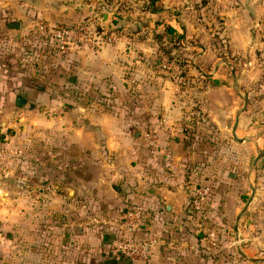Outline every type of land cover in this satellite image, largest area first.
<instances>
[{
    "label": "crops",
    "instance_id": "0c3cea01",
    "mask_svg": "<svg viewBox=\"0 0 264 264\" xmlns=\"http://www.w3.org/2000/svg\"><path fill=\"white\" fill-rule=\"evenodd\" d=\"M232 1L236 4L230 11L234 15L229 21L234 26L230 45L236 50L245 49L250 15L264 12V4L259 7L257 0ZM61 10L64 9L59 7V0H0V22L17 37L29 32L32 23L38 20L51 23L70 21V13L64 14ZM13 21L19 22V28L7 27V23ZM104 22L109 25L110 19ZM2 24L0 30L1 26L5 28ZM171 26L176 29L173 24ZM81 48L86 47L75 48L68 53L77 76L68 81H77L80 86L78 95L89 97V102L71 108L62 103L59 114L47 118L44 114L59 109L57 104L54 100H47L50 93L44 90L34 93L30 88L31 103L35 97L43 102L36 107H42V114L39 109L30 110L34 115L32 121L27 110L23 117V131H27V135L23 132L22 138L10 137L11 141L7 142L5 137L4 141L7 148L14 142L30 146L38 131L48 138L54 136L61 166L59 189L66 190L71 197L67 201V196H59V210L69 216L63 226L75 225L78 233L81 229L82 236H95V227L90 225L98 222L106 225L109 232L102 236V242L105 243L104 252H107L111 240L118 234L119 217L129 207L137 206L145 214L142 226L147 219L148 223H156L157 229L161 228L158 232H162L164 238H169L175 246H193L194 239L202 244L207 238L205 230L215 223L223 233V240L233 234L235 240L238 238L244 242L242 249L245 254H263L264 177L257 175L261 161L255 162V158L257 152L264 148V139L258 132L261 126L254 120L255 111L250 104L246 109H240L241 96L235 90L227 93L223 89L207 88L203 92L204 110L213 115L223 138L220 143L224 144V138L227 139V149L221 147L225 153L218 151L213 164L207 152H197L193 148L184 132L181 121L183 106L177 103L176 87L169 81L168 73L138 54L137 48L149 54L152 51L150 45L137 40L128 42L120 34L115 43L103 45L95 51ZM19 85H11L6 98L10 100L12 96L23 111L29 104L26 99L20 101L16 95V86ZM5 86V82H0L1 91H5ZM236 118L234 136L232 128ZM207 123L205 121L204 124ZM204 130L207 132V126ZM203 141L204 148H207V142ZM250 160L254 161L251 165ZM15 166H18L16 162L14 166H7L9 172L0 174L1 189L6 188L1 179L16 173ZM22 167L24 175L32 176L31 166ZM194 181L213 186L205 205L202 227L197 231L187 226L188 218L184 219L186 208L190 213L187 207L189 185ZM8 204L9 214H14L17 209L15 200L9 199ZM82 224L89 225L86 231L80 227ZM184 224L187 228L183 231ZM141 231L140 227L136 233L140 239ZM62 234L67 239L66 233ZM66 244L61 249L60 259L78 264L81 244L73 243L70 247ZM91 245L86 253L87 261L91 258V264H97L94 258L98 253L93 249L94 243ZM160 246L154 247L152 254L157 253ZM106 258L114 259V256H103L100 264ZM115 260V264H125L123 260Z\"/></svg>",
    "mask_w": 264,
    "mask_h": 264
},
{
    "label": "rangeland",
    "instance_id": "374dc122",
    "mask_svg": "<svg viewBox=\"0 0 264 264\" xmlns=\"http://www.w3.org/2000/svg\"><path fill=\"white\" fill-rule=\"evenodd\" d=\"M235 4L232 0H155L153 4H150V0H59V7L64 9L61 10L62 13H70L72 17L70 21L53 23L73 25L89 20L97 27L107 29V32L113 30L118 37L121 34L128 42L137 40L150 45L152 51L149 54L137 48L138 54L168 73L169 81L176 87L177 103L183 106L181 121L184 132L189 136L193 148L197 152H207L211 157L210 162L215 164V155L218 151H223L221 147L227 149V139L224 138V144L220 143L223 138L213 115L204 110L203 92L207 88L223 89L227 93L237 91L241 96L240 109H246L247 104H250L255 111L254 120L261 126L258 132L264 139V12L250 15L246 26L249 37L247 48L236 50L230 45L234 26L229 23L234 17L230 11ZM256 4L262 7L264 0H257ZM108 18L109 25L104 22ZM37 23H32L29 32L17 37L5 25L2 24L5 28L1 26L0 82L6 83L5 91L0 90V135L3 142L5 137L7 142L11 141L10 137H23V117L27 110L29 120L32 121L34 115L30 110L39 109L42 114V107H36L43 102L35 97L36 100L32 98L31 103L30 88L34 93L40 90L50 93L47 100H54V104H57L59 109L44 114L47 118L58 115L62 103L71 108L73 105L89 102V97L78 95L80 86L77 81H68L77 77L72 57L68 53L55 52L47 37H38L33 29ZM172 24L176 26L180 37L174 35L169 40L164 29ZM116 31H120V34ZM101 47L81 49L95 51ZM13 84H20L16 86V95L28 101L29 105L23 111L12 96L10 100L9 97L6 98ZM132 86L136 85L132 83ZM205 121L208 122L206 125ZM205 126L207 132L204 130ZM3 127L4 130L1 129ZM228 127H231L230 123ZM40 132H36L37 136L30 146L22 142L8 145V154L11 156L7 157L4 172H9L7 166H14L15 162L18 166H15L16 173L1 179L6 188L3 190L0 187V264H72L71 261L66 263L60 259L61 249L66 243V246L81 244L78 248V264H91V258L87 261L86 253L94 243L93 249L98 253L94 261L100 264L103 256L112 255L110 250L104 252L105 243L102 242V236L107 235L109 228L98 222L90 225L95 227V236H82L81 229L78 233L75 225L63 226L62 223L69 216L59 210V196H67V201L71 197L66 190L59 189V147L55 145L54 136L48 138L39 134ZM24 134L27 135V131ZM204 139L207 148H204ZM258 161L261 164L257 167V175L264 177V153L256 162ZM252 162L254 161L250 160V165ZM23 165L27 168L31 166L32 176L24 175ZM211 187L213 188L212 184ZM9 199L15 200L17 208L11 215L8 212ZM185 218L189 221L187 226H191L194 231L202 227L196 223L195 214L187 213V208L184 211ZM147 220L140 226L142 238H157L161 248L157 253L151 254L145 264H264V253L256 256L245 254L242 249L244 242H240L238 238L235 240L233 234L223 240V233L219 232L215 223L205 230V235L210 229L215 231L214 243L207 235L202 244L194 239L193 246H181L179 243L175 246L169 238H164L162 232H158L161 228L157 229L156 223H148ZM184 225L183 231L187 228ZM88 226L82 224L80 227L86 231ZM148 226L154 228L149 229ZM62 232L66 233L67 239L61 236ZM114 259L118 260L116 257ZM123 262L129 264L124 260Z\"/></svg>",
    "mask_w": 264,
    "mask_h": 264
},
{
    "label": "built area",
    "instance_id": "2783aa9c",
    "mask_svg": "<svg viewBox=\"0 0 264 264\" xmlns=\"http://www.w3.org/2000/svg\"><path fill=\"white\" fill-rule=\"evenodd\" d=\"M256 26H259L256 23ZM36 32L49 39L55 52L58 54L70 53L73 49L86 47L99 48L105 43L118 39L113 30L95 25L92 21H82L73 25H57L46 20H41L33 27ZM0 135V173L4 172L8 157V148ZM12 152V151H10ZM212 194L209 183L190 182L189 185V212L195 214V221L202 224L205 205ZM144 212L139 207H129L121 216L117 224L118 234L111 240L109 249L112 255L129 264H145L154 247L160 246L155 237L138 238L136 233L143 223ZM208 237L214 243L215 231L210 229ZM206 235V236H207Z\"/></svg>",
    "mask_w": 264,
    "mask_h": 264
},
{
    "label": "water",
    "instance_id": "95a60500",
    "mask_svg": "<svg viewBox=\"0 0 264 264\" xmlns=\"http://www.w3.org/2000/svg\"><path fill=\"white\" fill-rule=\"evenodd\" d=\"M7 27L8 28H11V29H17V28H19V22L18 21L9 22V23H7ZM21 100L22 99H20V101ZM245 105H246V102H245ZM236 126H237V118H236V122H235V124H234V126L232 128V132H233V135L234 136H235ZM239 140H242V139H239ZM262 153H264V148L262 149V151L255 158V162L259 159V157L262 155ZM243 256L246 257L244 254H243ZM246 258H248V257H246ZM251 260H258V259H251ZM115 263H116V260L115 259H112V258H106V259L103 260V264H115Z\"/></svg>",
    "mask_w": 264,
    "mask_h": 264
},
{
    "label": "trees",
    "instance_id": "16d2710c",
    "mask_svg": "<svg viewBox=\"0 0 264 264\" xmlns=\"http://www.w3.org/2000/svg\"><path fill=\"white\" fill-rule=\"evenodd\" d=\"M154 1L155 0H150V4H153ZM164 34L169 40H172V37H174V35H177L176 37H180V34H178L177 30L173 28L171 25L165 27Z\"/></svg>",
    "mask_w": 264,
    "mask_h": 264
}]
</instances>
